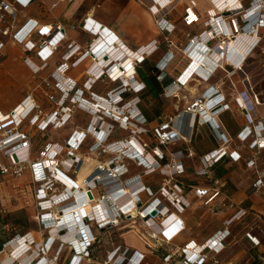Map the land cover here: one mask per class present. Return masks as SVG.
<instances>
[{
    "label": "built area",
    "instance_id": "1",
    "mask_svg": "<svg viewBox=\"0 0 264 264\" xmlns=\"http://www.w3.org/2000/svg\"><path fill=\"white\" fill-rule=\"evenodd\" d=\"M31 1L0 0V37L11 34L12 39L22 45L25 52L23 60L34 72L47 66L48 60L55 53L60 54L61 62L50 74L53 84L49 85L54 90H47L38 85L35 87L34 93L24 97L10 112L0 111V175L29 174L30 182L34 188L35 218L40 228L46 231V237L44 241H36L30 230L12 234L14 227L8 222H0V235L5 234L7 237L0 248V264H6L4 259L8 255L12 256L8 264H57L58 254L64 245H68L72 250L67 264H80L84 257H90L92 247L98 239L99 229L117 224L120 215L123 214V210L116 200L124 195L121 193L124 186L120 176L123 173L122 170H127V167L122 165L120 172L110 165L98 163L83 178V181L79 182L73 176L81 167L84 158L79 153V148L88 135L93 134L92 137L97 139L90 147L97 148L102 146L109 137L111 139V135L116 129L123 130L129 128V125L139 124L141 126L145 124V118L137 105L139 99L136 95L142 90L144 84L137 78L136 67L157 49L158 42L152 40L147 46L133 50L116 38L106 27L89 17L84 19L82 28L93 38L84 50L76 43L69 42L64 45L66 34L60 23L39 24L37 20L30 18L17 30L12 31L18 9L25 8ZM171 1H167L163 5L164 8ZM238 1L239 5L236 7L225 5L219 8L214 5L213 8L206 9L203 21L205 28L199 34H192L187 44V48H191L192 45L199 43L198 39H202L204 49H211L212 46L218 47L219 51L216 52L220 53L221 60H217V65L221 62L222 64L215 65L208 72V76L213 74L217 67L223 69L225 74L205 88L201 97L188 104L184 110L180 111L179 115L169 116L164 127L159 124L151 129L144 128L150 138L151 136L155 137V148L150 149L147 142L132 129H128L130 133L123 138L124 140L121 139L122 143L128 145L124 148L126 155L124 156L143 167L142 177L155 173L166 175L170 163L179 170V172H175L177 171L175 170L170 176L173 180V188L168 192L164 181L160 186L159 196H153L151 188L144 184L141 178L137 179L136 176L129 178L131 182H129L128 189L132 197L135 196L138 201H141L140 193L145 192L152 195L143 211L146 212V209L153 204V207L146 212V215H150L146 221L155 224V218L152 217L155 214L162 218L157 224L162 242H169L184 229L183 220L178 214L183 213L185 208L190 206L191 201L188 198L195 197L193 202L205 198L204 202H208L210 199L222 195L221 187L225 183L221 178L209 180V168L224 155H228L234 160L239 158V153L232 148V138L224 137L222 133H216V138L220 141L218 147L201 155L200 162L194 169L197 176L196 182L190 185L188 192L184 193L182 186L175 181V178L184 171L181 151L172 152L170 160L167 163H161L163 151L159 147V144L167 145L180 138L186 140L183 137L186 135L185 116H192L193 119L197 116L199 121L202 119L204 123L209 124L211 119L203 113L205 106L208 107V110H212L209 111L212 113L211 115L215 111L230 108L225 101L224 94L220 92V88L224 78H227L231 84V90H234L235 86L231 76L238 70L242 71L247 57V55L242 56L239 53L235 56L228 55L230 42L240 35H248L252 37L251 52L258 46L261 38L259 28L264 26V0ZM245 1L247 4H244ZM157 4L160 9L163 8L159 2ZM196 5V0H189L184 7V15L179 20L186 26L195 25L200 21V17L193 11ZM152 11L153 14H156L159 9L153 5ZM8 18L11 19L10 24H3L8 21ZM156 25L160 31L165 33L173 26L165 17L156 20ZM171 41V39H166L167 43H171ZM3 46L0 38V54H2ZM33 56L39 59V65L34 64ZM193 65L194 62L189 60L186 67L172 80V85L164 93L169 94L176 86L187 82L193 75H197L195 70L190 71ZM77 68L80 69L79 72L75 71ZM198 76L196 80H207L206 77ZM243 79L250 88L248 77L245 74ZM99 80L104 82L108 80L113 83L106 91L104 90V94L97 93L92 89ZM55 93L60 96H56ZM64 93L65 100L60 102ZM77 93L76 101L71 100ZM85 93H88L89 96ZM124 93H129L131 96L125 98ZM25 100H28L29 104L26 111H24ZM234 100L246 120L245 125L237 134V139L239 141L250 139L249 146L251 148L263 149L264 118L256 119L253 116L255 105L259 103L257 95L250 89H246L237 93ZM88 103L95 105V109ZM78 105L93 109V114L86 127L74 130L66 138L64 147L59 143L47 142V145L39 151L38 156L31 160L29 151L32 139L29 131L23 130L24 123L27 121L39 131L46 130L54 133L69 122L74 108L79 107ZM160 135L163 136L164 141L159 139ZM189 139L190 134L188 135ZM135 143L140 148L135 146ZM129 146L133 148L130 150ZM187 155H192L190 149L187 150ZM256 172L257 175L252 181V186L263 187L264 169L261 171L256 169ZM171 194L174 195V198L171 197L170 200ZM157 202L158 204L154 208V204ZM128 203L132 204V201L129 200ZM153 210L154 214H152ZM65 211L74 212L70 216H64ZM243 214H245L244 210H238L232 218L224 221L223 231L218 230L201 243L191 240L182 245L172 246L162 256L163 264H169L176 256L178 261L175 264H205L212 258V254L222 251L230 231L231 221ZM62 215L66 219L68 217V220L63 222ZM71 226L76 227L74 234L77 238L70 232ZM245 237L254 245L259 244V239L250 232L247 231ZM11 244H17L20 248L16 252V256H13L15 251L11 248ZM120 246L122 245H118L117 248L119 249ZM50 250L55 253L49 258L46 253ZM142 258L143 253L134 250L126 263L140 264Z\"/></svg>",
    "mask_w": 264,
    "mask_h": 264
},
{
    "label": "rangeland",
    "instance_id": "2",
    "mask_svg": "<svg viewBox=\"0 0 264 264\" xmlns=\"http://www.w3.org/2000/svg\"><path fill=\"white\" fill-rule=\"evenodd\" d=\"M178 0H173V3L177 2ZM211 6V3H209ZM246 4V3H244ZM172 5V3H171ZM214 7V4L212 3V8ZM216 7V6H215ZM171 10V11H170ZM169 10V16L172 18H180V14H177V12L170 7ZM205 12V11H204ZM19 15V9L16 13V17ZM205 16L201 17L200 21L192 25L193 28H189L188 30H184L182 26H177L178 29L169 30L167 33H165L163 41L157 39L158 47L165 48L163 53L166 54L165 59L171 61L172 59H179L184 60L186 63L187 60L185 59L187 56V51L189 48H187V44L189 42V39L191 38L192 34H199L204 28V21ZM11 19L8 18V21L3 22V24H10ZM15 22V21H14ZM14 24V23H13ZM180 25V24H179ZM181 28V29H179ZM183 28V29H182ZM187 32V33H186ZM259 34L261 35L259 44L255 49H253L250 54L246 57L245 64L243 66L242 71L238 70V75H243L242 73L248 72L250 70L252 71V75L248 78L249 85L254 89L258 90L259 86L260 88L264 89V26L259 28ZM4 37H9L12 39L11 34L10 35H3L1 36V40H4ZM178 37V38H177ZM166 39H171V43H167ZM13 40V39H12ZM164 44V45H163ZM212 44V43H211ZM163 45V46H162ZM139 48V47H138ZM4 46L1 49L0 54V71L4 70L3 65L1 63L2 56L4 55ZM214 46H212L211 49H206V53L211 50H215ZM135 50V49H133ZM216 51V50H215ZM155 52L149 54V59L152 56H155ZM164 58V57H163ZM168 61V62H169ZM173 61V60H172ZM22 62V64H21ZM18 64H15L11 69L13 70V76H11V85L12 86H5V84H0V108L7 107L13 102L15 104L11 107L8 111L3 112H10L18 103L21 102V100L26 97L27 95L34 93L35 87L40 85L42 88L47 90H54L52 86L53 80L50 76L51 72H41L39 70L38 72H34L32 68L22 60ZM222 64L218 63V65ZM217 65V63H216ZM217 65V66H218ZM25 67V68H24ZM160 68H163V75L162 77L165 78L167 74L166 72V65L165 64H159ZM224 73V70L217 67L216 68V74H222ZM39 74L41 76H39ZM199 74L193 75L191 79H189L185 84H180L175 87V89L169 93L168 95H165L169 98H164V105L167 111H169L171 114L161 118L158 120L157 124H154L152 126H146L145 124L139 126L138 125H129V128L123 129L124 133H130V130L132 129L133 132L137 133L141 139H143L147 144L150 146V149L155 148L154 142L155 137L151 136L150 139H147L145 137L146 131L145 129H151L155 127L156 125H162V127L165 126V123L169 119V116H175L179 115L180 111L184 110L185 107L193 102L196 99H199L201 97V92H198L196 89L198 85L197 78ZM213 75V74H212ZM9 76L6 74V78ZM171 79V78H170ZM224 78L223 81H225ZM235 80V79H234ZM202 81V79H201ZM47 82V83H46ZM83 82V81H81ZM51 86H50V85ZM113 83L106 80L105 82L102 80L97 81L94 84V87L92 88L95 90V92L104 94L108 86L112 85ZM172 85V81L170 83ZM224 85L231 88V84L229 80L224 83ZM39 86V88H40ZM183 88V90L181 89ZM38 89V88H36ZM105 90V91H104ZM57 93V92H56ZM56 96H60L59 94H56ZM87 96H89L88 93H85ZM43 97V96H42ZM92 97H94L92 95ZM235 97V95H234ZM231 100L232 106L235 105V100ZM78 98V93L75 94V97L71 100L76 101ZM174 98V99H173ZM70 99V98H68ZM178 99V105H176V100ZM62 100H65V93L61 96L60 102ZM137 102V101H136ZM228 103V102H227ZM229 104V103H228ZM88 105H92L88 103ZM79 107H75L71 118L69 122L65 124L64 127L61 129L55 131L54 133L47 132L46 130H37L35 126L31 125L29 122L24 123L23 130L29 131V135L31 139H33V143L31 145L33 152L30 154L29 158L31 160L35 159L38 156L39 151L47 145V142L51 141L52 143H59L62 144L64 147L66 138L76 129H84L86 125L89 123L91 115L93 114V109L91 108H84L81 105H78ZM230 106V105H229ZM60 110V107H58ZM95 109V107H94ZM264 110V106L262 108ZM1 111V110H0ZM203 113L207 115L210 119L211 113L208 115V107H204ZM204 120L201 119V122ZM161 122V123H160ZM209 121V125H210ZM208 124V123H207ZM143 127V128H142ZM170 127V123H169ZM214 130V129H213ZM114 132V131H113ZM92 135H88L84 142L82 143L81 147L79 148V153L81 154L83 158V162L81 164V167L77 172L73 175L77 180L83 181V178L93 169L98 163H103L104 165H110L115 169H118L120 172L122 170V165H125L127 167V170L123 169V173L121 174L120 178L123 182L124 190L128 189L130 177H134L136 175L137 179H142L144 184L151 187V193L153 196H159V189L160 186H162V183L165 181V187L167 191L169 192L171 188H173V180L170 176H172L173 172H179L177 168L173 166L172 163L168 166V171H166V175H164L166 178L163 179L160 177H153L151 180L150 175L148 177H142L143 173L140 172V169L143 168L141 165H138L134 160L126 158L124 154V149L121 147L119 149L118 146L122 145V140L124 139H117L115 137V134H113L114 138L116 139H110V137L105 141L102 146H99L97 148H92L90 145L95 141V137H92ZM112 136V135H111ZM182 136V133H181ZM163 136L160 135L159 139L163 140ZM186 139H188L187 135H183ZM121 138V137H118ZM30 139V140H31ZM181 139V138H180ZM97 140V139H96ZM164 141V140H163ZM250 139L245 141H239L238 139H234L232 141V148L235 149L239 153V158L237 160L231 159L232 163H238L240 167L243 170V173L239 174V184L243 183L245 187H247L243 191V195L241 197H244L245 195L250 196L252 198V205L253 208L249 210V216L246 218V220L240 222H233L232 226V233L229 235L228 242L231 241V247L229 249H225L220 253L212 254L213 259L208 260L207 264H224L223 262L226 261L229 256L232 254V250L239 249L240 246L239 243H234L235 238H239L241 234H243L245 231L250 232L252 235L256 236L260 240V244L254 247L255 253L259 256L262 255L264 250V220L262 217H258L255 214L257 213L256 209H259L258 202L264 203V186L260 188H255L252 186V181H254L255 176L257 175V171H261L263 169L260 162V156L262 155V150L257 149L254 147L249 146ZM168 148H170L173 144L169 143ZM116 147L119 149H116ZM171 151V149H170ZM125 155V156H124ZM248 165H247V163ZM253 162V163H251ZM9 163V161H8ZM125 170V171H124ZM158 175L160 173H157ZM2 184H0V191L1 195L3 196V203L4 207L9 209L8 219L18 217L19 219H23L26 222V230H30L34 239L37 241H44L46 237V231L40 228V225L38 224V221L35 218L36 214V203L34 201V194H33V185L30 182V176L29 174H21L20 176H15L13 174L3 175L2 176ZM127 180V181H126ZM126 181V183H125ZM148 181V182H147ZM156 189L158 187V190H153V188ZM165 193V191H163ZM140 200L138 201L137 197L132 198V204H131V210L124 209L123 214L120 215L118 219L117 224H111L107 225L102 229H99L98 231V239L95 243V245L92 247V252L90 253V257L86 258L84 257L80 264H127L126 261L130 259V256L133 254L134 250H138L141 253H143V258L140 262V264H163L162 262V256L174 245H182L184 243H187L191 241V239H187L184 243L179 244L177 238L179 234H177L175 237L172 238L169 242H162L160 239V233L157 229V224L162 219L157 214H155V224H152V222L146 221V218H148L150 215H146V212L143 211V209L146 207V205L150 202L152 195L149 193L142 192L139 194ZM172 195V194H171ZM209 195V194H208ZM171 197L174 198V195L169 196V199L171 200ZM189 201H191L190 205H194L195 200L194 198H188ZM137 201V202H136ZM205 198H202L199 201H196L197 204L202 205L200 206L202 208H205V206H209V208L212 209V213L210 214V217L212 218V226L214 228V232L209 236H213L218 230L223 231L224 227V221L229 220V218H232L234 216L233 213L229 218H225V214L223 212L217 211L218 209H223L227 206H230L229 199L225 197L224 195L216 196L213 199H210L208 202H204ZM199 202V203H198ZM158 204H154L155 206ZM196 204V203H195ZM16 205H22L23 207L18 210H12L14 206ZM205 205V206H204ZM232 207H227L226 210L229 212V210H232ZM264 207V206H263ZM204 210V209H202ZM210 210V209H209ZM180 217H182L181 214H178ZM261 216V215H260ZM183 220V219H182ZM222 224V225H221ZM222 226V227H220ZM25 230V231H26ZM231 230V229H230ZM207 237V238H209ZM7 237L5 234L0 235V240H5ZM206 238V239H207ZM226 240V239H225ZM117 242V244H116ZM250 242V241H249ZM113 243L115 245H113ZM200 243V242H199ZM120 248L118 249V245ZM250 244L254 245L252 242ZM75 245V244H73ZM125 247V248H124ZM260 249V251L258 250ZM16 250H20L18 247ZM52 250V249H51ZM49 251L46 253V256L49 258L54 255L55 252ZM244 250V247L242 248ZM248 258H245L242 260L243 263H250L252 261V258L249 256L248 251H246ZM252 253V252H251ZM250 253V254H251ZM253 254V253H252ZM72 255V250L68 245H64L61 249V251L58 254V260L57 264H67L69 257ZM262 257V256H261ZM1 258V257H0ZM178 261V257H174L169 264H175ZM130 264H132L130 262Z\"/></svg>",
    "mask_w": 264,
    "mask_h": 264
},
{
    "label": "crops",
    "instance_id": "3",
    "mask_svg": "<svg viewBox=\"0 0 264 264\" xmlns=\"http://www.w3.org/2000/svg\"><path fill=\"white\" fill-rule=\"evenodd\" d=\"M188 1L189 0H178L177 2L173 3L172 0V5L170 3L166 8H162L159 10V12L153 14L152 6L155 5L156 0H32L25 8L19 9V15L15 19L12 31L17 30L27 19L30 18L37 20L39 24L60 23L63 25L64 32L66 34V42L64 45L72 42L78 44L81 49L84 50L87 48L93 38L90 33L82 28L84 19L89 17L102 26L106 27V29L112 32L113 35L121 40L122 43H124L127 47L131 49H138V47L147 46L152 40L157 41L158 39L163 41L165 32L160 31L156 25V20H158L160 17L168 18L169 22L173 24L170 30H174L175 28L178 29L177 26H182L184 30L193 28L192 25L186 26L179 20L181 16L184 15V7L187 5ZM196 2L197 5L193 11L201 19V17L206 16V9L212 7V2L211 0H196ZM209 3H211V6ZM170 7L171 9L174 8L177 14H180V18L176 20V18H172L168 15ZM2 43L4 45V55L2 56L1 63L4 70L0 71V84L4 83L5 86L13 87L10 81L11 76H13V70L11 67L23 60L25 52L21 44L15 42L9 37H4V40L2 39ZM164 49L165 48L160 49V47H157V49L154 51L156 54L155 56H152L150 59L148 56L146 57L150 63H153L158 67L159 64H165L167 68L166 72L168 74L164 79L162 77V79L159 80L162 88L161 92L159 93V98L163 102V108L158 113L155 120L145 123L146 126H152L158 122L159 118H163L171 114L169 111H167L164 105V98H169L165 96L168 94H165L164 91L171 86V81L176 78L186 67L184 60L175 58L172 59L173 61H169L165 59L166 54L163 53ZM32 60L34 64H40L39 59H37L35 56L32 57ZM59 62H61L60 54L55 53L48 60L47 66L41 69V72L47 73L54 70ZM159 69L163 75V68L159 67ZM79 70L80 69L77 68L75 71L79 72ZM252 71L254 70H250L244 74L249 78L252 75ZM6 74L9 75L7 78ZM224 74L225 72L222 74H216V70L214 71L213 75L211 74L208 76L207 73L205 76L207 78L206 81L203 79L202 81L197 80L199 86L196 87V90L202 93L205 88H207L210 84L215 82ZM243 75L240 76L236 72L231 76V80L235 86L234 90H231L230 87L224 85L227 79H225L221 85L220 92L224 94L225 101L229 103V109L215 111L213 115H211L212 119L210 125L199 121L197 116H195L194 119L192 116H185V134L187 136L190 134V139H178L177 141L169 142L173 145L182 143L184 144L183 150L181 152L184 172L177 176V179L182 182L184 189H190L189 186L194 179V169L199 164L201 155L218 147L220 141L217 140L216 133H222L224 137H231L233 141L234 139H237V134L245 125L246 120L242 110L239 109L237 105L232 106L231 104V100L233 99L234 95L242 90L250 89L251 92L255 93L259 99V103L255 105L253 116L256 119L264 118V110L262 109L264 106V89L260 88L259 86L258 90H254L250 85V88H248V85L244 82ZM39 76L41 75L39 74ZM181 89L183 90V88ZM171 92L173 91H170L169 93ZM15 102L7 107L0 108V110L2 112L10 110ZM148 103H153L149 97ZM177 103L178 99L176 100V105L174 106H177ZM208 111L211 112L212 110ZM145 137L150 139L146 133ZM111 139L115 138L111 137ZM33 142H31V145ZM168 144L165 147L168 156L167 158L169 159L170 155L172 154L170 153L171 148H168V146H170ZM188 149L192 151V155L190 156L187 155ZM261 150L263 157L261 158L260 156V162L262 165V168L260 169H264V148ZM29 152L30 154L33 152L32 147L30 148ZM222 170L225 171L222 173ZM219 172H221L220 177L226 185L225 197H227L229 202H231L230 206L227 207H233L232 210H229V212L227 211L228 209L226 210L227 207L223 209L217 208V211L223 212L226 216L225 218L227 219L238 210H244L245 214L240 217H235L232 220L233 222L241 223L243 220H246V218L249 216V210L253 208L251 201L252 198L250 196L245 195L244 197H241L243 195V191L247 188L245 185H243V183L239 184V174H242L243 170L238 163H232L231 161H228L222 164V169L221 167H216L213 171H211V173L214 174H218ZM160 175L161 174L158 175L157 173L151 174V180H153V177H160ZM163 177L164 175H161L162 179ZM2 181L3 179L0 175V184H2ZM3 201L4 199L0 191V215L2 217H6L9 214V209L4 207ZM195 203L194 205H190L185 208L184 212L181 213L182 217L180 218L183 219L184 229L179 233L177 238L179 244L184 243L187 239H191L195 243H201L214 232L213 227L215 226H212V218L210 217V214L213 212L212 209L205 205V208L200 207L203 206V203L202 205L197 204V202ZM258 205L259 209H256L258 214L255 215L261 217L260 215H264V203L258 202ZM22 207V205H16L12 210H18ZM21 221L24 222L23 219H21ZM244 233L241 234L239 238H235L234 243H239L238 245L240 248L234 249L235 251L232 250V254L226 261L223 262L224 264H248L242 262L243 259L248 258L246 251H248L249 256L252 257L250 254V248L259 247L257 245L250 244ZM230 243L232 242L229 241L227 243L225 249H229L231 247ZM113 245L115 244L113 243ZM243 247L244 250H242ZM258 250L260 251L259 248ZM259 257L262 258L261 256Z\"/></svg>",
    "mask_w": 264,
    "mask_h": 264
},
{
    "label": "trees",
    "instance_id": "4",
    "mask_svg": "<svg viewBox=\"0 0 264 264\" xmlns=\"http://www.w3.org/2000/svg\"><path fill=\"white\" fill-rule=\"evenodd\" d=\"M245 3L247 4V1H245ZM136 74H137V78L139 81H141L143 84H144V87L142 88L141 91H139L136 95L138 97V108L139 110L141 111L142 115L144 116L145 118V123H148V122H151L153 120L156 119V116L158 115V113L162 110V100L159 98V93L161 92L162 88H161V83L159 80L162 79V72L161 70L159 69V67L153 63H150L147 58H145L137 67H136ZM164 79V78H163ZM123 96L125 98L127 97H130L131 95L129 93H124ZM148 97L150 100L153 101L152 104H149L148 103ZM161 118H159L158 120H160ZM162 120V119H161ZM157 124V123H156ZM115 134V137L117 139H123L125 138L127 133H124V131L122 129H116L114 131ZM112 134L111 137H114ZM129 134V133H128ZM118 137H121V138H118ZM115 138V139H116ZM33 141V139H32ZM166 145H162V144H159V147L160 149L163 151V158L160 159V162L161 163H167L170 158H171V155L169 157V159L167 158V153H166ZM183 147H184V144H175V145H172L170 148H171V154L172 152H176V151H181L183 150ZM228 161H231L229 156L228 155H224L223 157H221L217 162H215L208 170V177H209V180H213V179H220V174L221 172L223 173L225 170H222L221 172H219L218 174H214V173H211V171H213L216 167H221L222 169V164L228 162ZM183 168H184V165H183ZM140 172H142V169H140ZM184 172V171H183ZM180 178V177H179ZM196 178L197 176L195 175L194 173V179L192 181L191 184H194L196 182ZM175 181L177 183H179L182 188H183V184L182 182L177 179V177L175 178ZM190 184V185H191ZM149 186V184H148ZM151 186V185H150ZM149 186V187H150ZM190 187V186H189ZM188 187V188H189ZM151 188V187H150ZM153 188V187H152ZM226 185L224 184L222 187H221V192H222V195L226 196ZM153 190H158V187L153 188ZM190 189H184L183 188V192L186 193L188 192ZM262 219L264 220V215H261ZM9 217L6 216V217H2L0 215V222H8L10 223L13 227H14V230L12 231V234L15 233V232H25L26 228V222H22L21 219H19L18 217H14V218H11V219H8ZM232 226H233V221H231L230 223V231H229V235H231L232 233ZM27 231V230H26ZM246 233V232H245ZM244 233V234H245ZM227 236V237H228ZM226 237V240H225V246L224 248L222 249V251L225 249V247L227 246V243H228V238ZM5 240H0V248H1V245L2 243L4 242ZM259 243L260 240H259ZM221 251V252H222ZM253 254H252V253ZM220 253V252H219ZM250 253H251V258H252V261L249 263V264H264V253H262V258L259 257V255H257L255 253V249L254 248H250ZM213 256V255H212ZM214 257V256H213ZM212 257V259H213ZM211 260V259H210ZM207 264V263H205Z\"/></svg>",
    "mask_w": 264,
    "mask_h": 264
},
{
    "label": "bare ground",
    "instance_id": "5",
    "mask_svg": "<svg viewBox=\"0 0 264 264\" xmlns=\"http://www.w3.org/2000/svg\"><path fill=\"white\" fill-rule=\"evenodd\" d=\"M167 1H169V0H156V2H155L156 8L160 10V6L157 4V2H159L161 4V7L164 8L163 5ZM211 2L215 6H217L219 8H222L225 5H229L231 7H236V6L239 5V1L238 0H211ZM198 40H199L198 41L199 43L192 45L191 48L188 49V51H187V56L188 57H186L185 59L186 60L189 59L190 61L194 62V65L191 67L190 71L193 69L200 76L205 77L207 75V73L210 71V69L214 68V66L217 63V60L218 61L221 60V58H220L221 55H220V53L217 54V52H216V51H219L218 47L215 49L216 51L212 50L211 53H209V52L206 53V49L203 48L204 45L202 46L203 43L201 42L203 40L202 39H198ZM251 40H252V37H250L248 35H245V34L238 36V38H236V39L233 38L231 40L230 46L228 48V55L232 54V56H235L237 53H239V55H242V56H246L247 55L248 56L249 53H250ZM189 60H187L186 64L189 62ZM183 79H184V77L182 78V80ZM24 103L26 105V108H24V107L23 108H24V111H26L29 108L28 100H25ZM23 108H22V110H23ZM19 109H21V108H19ZM207 114L210 115V112L208 111ZM134 145L135 146L137 145V147L140 148V146L137 143H135ZM118 147H119V149L121 147H123V149H124L125 147H128V145L126 143H122V145L118 146ZM129 147H130V150L133 148V147L131 148V146H129ZM116 149H118V148L116 147ZM129 191L130 190L122 189L121 193H123L124 195L120 196L119 199L116 198L117 199L116 202H118V205H119V207L122 210H124V209L125 210L126 209L131 210V208H130L131 207V203H128V201L129 200L132 201L133 197H132V195H130ZM114 197H115V195H114ZM110 200H111L112 203H114V201L111 198H110ZM100 204L102 205L103 203L101 202ZM102 207H103V205H102ZM152 207H153V204L150 205L146 209V212H148ZM73 212L74 211H72V212L65 211L64 216H70ZM64 216H63V218H64ZM62 220H63V222L67 221L68 217H67V219L64 218ZM75 231H76V227L71 226L70 227V232H72L74 234ZM75 238H77L76 235H75ZM75 243L77 245V242H75ZM11 248L13 249V251H15L13 253V256H16V252L19 251V250H16L18 248L17 244L16 245L11 244ZM11 257L12 256H10V255L6 256L5 259H4V262L6 264H8L11 261ZM127 264H130V263L128 262Z\"/></svg>",
    "mask_w": 264,
    "mask_h": 264
},
{
    "label": "water",
    "instance_id": "6",
    "mask_svg": "<svg viewBox=\"0 0 264 264\" xmlns=\"http://www.w3.org/2000/svg\"><path fill=\"white\" fill-rule=\"evenodd\" d=\"M154 213H155V211L153 210V211H152V214H154Z\"/></svg>",
    "mask_w": 264,
    "mask_h": 264
}]
</instances>
